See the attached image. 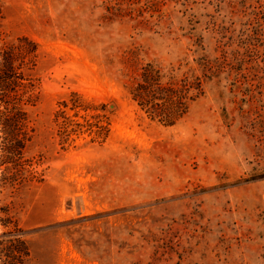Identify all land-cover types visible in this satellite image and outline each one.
Wrapping results in <instances>:
<instances>
[{
	"label": "rangeland",
	"instance_id": "1",
	"mask_svg": "<svg viewBox=\"0 0 264 264\" xmlns=\"http://www.w3.org/2000/svg\"><path fill=\"white\" fill-rule=\"evenodd\" d=\"M264 0H0L37 44L18 168L0 131V264H264ZM173 125L136 70L203 75Z\"/></svg>",
	"mask_w": 264,
	"mask_h": 264
},
{
	"label": "trees",
	"instance_id": "2",
	"mask_svg": "<svg viewBox=\"0 0 264 264\" xmlns=\"http://www.w3.org/2000/svg\"><path fill=\"white\" fill-rule=\"evenodd\" d=\"M264 12V8L262 10ZM37 44L28 37H20L4 47L0 54V131L4 133L3 157L18 168L23 151L30 140V120L25 106L32 101L29 75L26 70L36 65ZM203 75L190 71L180 74L155 62L143 64L129 86L132 99L163 124L173 125L184 118L193 102L204 93L207 79L214 75V64L201 57Z\"/></svg>",
	"mask_w": 264,
	"mask_h": 264
}]
</instances>
